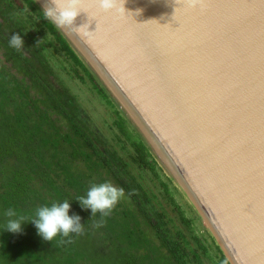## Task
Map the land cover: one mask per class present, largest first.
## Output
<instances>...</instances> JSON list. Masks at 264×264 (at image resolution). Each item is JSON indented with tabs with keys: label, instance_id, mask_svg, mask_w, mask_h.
<instances>
[{
	"label": "water",
	"instance_id": "1",
	"mask_svg": "<svg viewBox=\"0 0 264 264\" xmlns=\"http://www.w3.org/2000/svg\"><path fill=\"white\" fill-rule=\"evenodd\" d=\"M83 7L75 26L86 35L62 32L231 264H264V0Z\"/></svg>",
	"mask_w": 264,
	"mask_h": 264
},
{
	"label": "trees",
	"instance_id": "2",
	"mask_svg": "<svg viewBox=\"0 0 264 264\" xmlns=\"http://www.w3.org/2000/svg\"><path fill=\"white\" fill-rule=\"evenodd\" d=\"M42 10L37 0H0V264H207L209 246L188 233L192 219L171 196V179L160 177L148 141ZM12 34L24 41L19 52L8 45ZM50 48L62 52L79 76L82 70L98 97L115 107L108 131L60 78L63 61ZM104 181L123 188L125 197L97 228L99 214L92 217L76 199ZM65 200L69 215L80 216L84 225L71 244L59 237L45 241L29 221L20 233L4 230L9 207L30 220L36 208ZM210 237L219 256L214 264H231Z\"/></svg>",
	"mask_w": 264,
	"mask_h": 264
},
{
	"label": "clouds",
	"instance_id": "3",
	"mask_svg": "<svg viewBox=\"0 0 264 264\" xmlns=\"http://www.w3.org/2000/svg\"><path fill=\"white\" fill-rule=\"evenodd\" d=\"M176 2V0H175ZM183 3L189 8L203 7L204 0H183ZM84 0H45L42 10L43 17L57 29H70L80 35H86L82 30L84 26L76 27V18L82 10ZM98 9L104 13L124 12L125 0H96ZM41 41L37 42V45ZM10 48L21 51L24 41L19 34H12L8 39ZM131 195V193H129ZM125 197V191L113 184L111 181L101 183H92L87 190L86 195L78 197L81 207L85 210L90 209L92 217L99 214V220L94 225L99 228L106 223L118 203ZM70 203L65 200L63 202H54L50 206H41L36 208L35 215L28 220L23 215L18 214L17 210L9 207L4 210L6 218L4 230L11 233H20L22 225L26 222H32L38 235L45 241H54L58 237L62 244H71L73 242V234L82 235L84 225L81 224L80 216H70Z\"/></svg>",
	"mask_w": 264,
	"mask_h": 264
},
{
	"label": "rangeland",
	"instance_id": "4",
	"mask_svg": "<svg viewBox=\"0 0 264 264\" xmlns=\"http://www.w3.org/2000/svg\"><path fill=\"white\" fill-rule=\"evenodd\" d=\"M48 40H50V37L49 38L46 37V41ZM48 53H55L57 57L61 61H63L64 67H62L60 70L61 72L60 78H62V80L66 82L68 86H70L73 89L75 93H77L82 103V106H84L87 112L91 114V116L93 117V122L98 126H101L103 130L108 131L109 126L107 123H113L114 121L113 111L115 107L108 105L105 101H102V99L98 97L97 93H95V91L92 89L91 84L87 80V77L85 76L84 72L82 70H79V73L81 74L80 76H83L85 80L82 79L73 68H71L70 63H68V60L66 59L65 55H63L62 52L50 48L48 49ZM64 68L70 70L71 74L67 73V71H65ZM98 80L101 82L99 78ZM101 84L103 85L102 82ZM116 106L118 105L116 104ZM158 162L162 168L161 171L159 170L161 175L160 177L167 182H169L167 178L171 179V181L169 182L171 196L174 198L175 202L182 208V210H184L186 216L192 219L191 225L193 229L187 228L188 233H190L189 231L194 232L204 241V243H206L209 246V255H211L210 256L211 258L209 256H206L205 260L207 264H214L215 260L217 259L219 260V256L217 254L215 245L212 244V239L210 237L211 234L213 235L212 231L210 230L209 226L202 218L199 211L197 210L191 199L188 197V195L184 192V190L180 187V185L174 180V178L168 173V171L164 168V166L160 163L159 160ZM159 180L160 179H156V183H157L156 190L158 191L160 197L162 198V196L165 193L163 192L164 189L160 185ZM159 188L161 192H159L158 190ZM173 206L174 204H171L169 206V210H172ZM171 213L173 215H177V213L174 212L173 210L171 211ZM179 223L181 222L179 221Z\"/></svg>",
	"mask_w": 264,
	"mask_h": 264
}]
</instances>
